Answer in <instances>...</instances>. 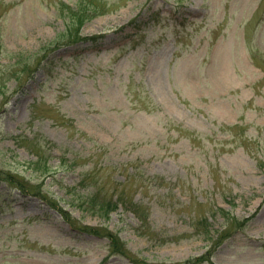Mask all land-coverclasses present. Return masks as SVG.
Segmentation results:
<instances>
[{"label": "rangeland", "instance_id": "rangeland-1", "mask_svg": "<svg viewBox=\"0 0 264 264\" xmlns=\"http://www.w3.org/2000/svg\"><path fill=\"white\" fill-rule=\"evenodd\" d=\"M79 1L0 0V264H264V0Z\"/></svg>", "mask_w": 264, "mask_h": 264}, {"label": "trees", "instance_id": "trees-1", "mask_svg": "<svg viewBox=\"0 0 264 264\" xmlns=\"http://www.w3.org/2000/svg\"><path fill=\"white\" fill-rule=\"evenodd\" d=\"M105 6L102 5V3H95L93 1H89V0H81L78 2V5L76 7V10L74 8H70L67 12V15L69 17L68 22H66V29L65 31H63L61 33V35H59V37L56 38V40L58 41H54L50 47H55L57 45H59L62 42H75V41H79V39L81 38L80 36V27L82 26V24L86 21V20H90L91 18H93L96 15L102 14L104 13L106 10L104 8ZM23 55H19L14 62V66H18L22 65V67H19V70H14L11 71L10 70V62L3 64V66H6L5 70H10L11 72L9 74L6 73V77H10V76H14V75H19L22 74V72L24 74H29L32 67L36 66L37 64L40 63V59H38L33 65H30V63L26 62L23 58ZM32 59H35L36 57H31ZM30 59V58H29ZM4 79V77L0 78V80ZM21 79V78H18ZM38 161H35L34 163H37ZM10 178L15 177V175H13V177L9 176ZM17 178V177H16ZM18 181L17 184L20 188H22L23 190H27L26 184L24 183L25 181L23 179L17 178ZM24 183V184H23ZM25 185V186H24ZM29 188V187H28ZM90 198H92V201H88L87 199L85 203H90V206L92 207V210L94 213H104L105 216L107 217L109 211L115 207V205L111 202H106V201H99L100 204L96 203V199L98 196L93 195V196H89ZM95 201V202H93ZM108 204V208L105 207V205ZM102 214V215H104ZM113 242V241H112ZM113 249L116 250V246L113 242Z\"/></svg>", "mask_w": 264, "mask_h": 264}]
</instances>
